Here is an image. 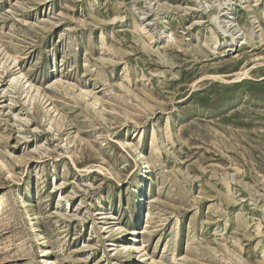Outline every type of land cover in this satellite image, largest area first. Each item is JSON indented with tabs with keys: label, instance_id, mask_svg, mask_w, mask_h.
Returning <instances> with one entry per match:
<instances>
[{
	"label": "rangeland",
	"instance_id": "374dc122",
	"mask_svg": "<svg viewBox=\"0 0 264 264\" xmlns=\"http://www.w3.org/2000/svg\"><path fill=\"white\" fill-rule=\"evenodd\" d=\"M48 258L264 264V0H0V264Z\"/></svg>",
	"mask_w": 264,
	"mask_h": 264
},
{
	"label": "bare ground",
	"instance_id": "6f19581e",
	"mask_svg": "<svg viewBox=\"0 0 264 264\" xmlns=\"http://www.w3.org/2000/svg\"><path fill=\"white\" fill-rule=\"evenodd\" d=\"M139 30L140 31H142L143 33H146V27L143 25V24H140L139 25ZM73 89V88H72ZM82 95H86L85 93H83ZM95 100H94V102L93 103H96V101L98 100L96 97L94 98ZM89 102V101H88ZM137 155H138V157L141 159V161H142V163H143V170H141L142 171V173H141V175H146V173H147V166H146V160H145V156H144V154L142 155V154H140L138 151H137ZM146 180V179H145ZM119 229L121 230V231H125V228H124V226L123 225H119ZM140 233H141V231H140V229L139 228H137V227H135V228H133L132 229V235L133 236H135V239L134 240H138L139 239V235H140ZM140 240V239H139ZM136 245V249L139 251V252H141V251H143L144 249H142V245L141 244H135ZM132 247L134 248V246H132V244H126L125 246H124V249H129V250H131L132 249ZM135 249V248H134ZM131 256H132V258H134L133 256L134 255H132L131 254ZM132 261H134L133 259H132ZM45 262H46V264H51L52 263V261H51V259H45ZM131 264H134V263H131Z\"/></svg>",
	"mask_w": 264,
	"mask_h": 264
}]
</instances>
